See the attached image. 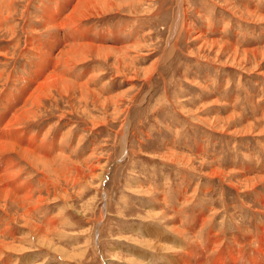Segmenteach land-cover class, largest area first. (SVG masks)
<instances>
[{
	"label": "rangeland",
	"instance_id": "rangeland-1",
	"mask_svg": "<svg viewBox=\"0 0 264 264\" xmlns=\"http://www.w3.org/2000/svg\"><path fill=\"white\" fill-rule=\"evenodd\" d=\"M130 1L122 0L120 13L84 22L86 29L94 27L93 35L108 36L102 43L93 39L97 44L122 45L129 56L114 53L108 61L92 57L75 72L96 77L84 101L79 102V91L63 98L54 92V98L38 108V120L25 125L43 132L52 126L48 140L60 133L68 143L63 155L70 159L62 156L54 163L57 173L24 163L22 175L36 187L32 202L41 203L39 213L31 216L33 221L41 224L50 214L58 218V232L48 235L43 241L46 246L39 245L28 227L20 228L24 221L12 225L24 211L0 204L2 224L8 221L24 235L0 236L8 245V250L0 248V260L11 258L10 264H169L167 260L209 264L207 257L213 253L206 256V251L211 237L224 233L232 243L237 223L248 239L260 231L264 223V0H184V26L173 43L169 38L182 1L143 0L134 11ZM40 3L36 0L32 5L29 20L36 17ZM18 4L21 13L25 3ZM17 23L16 39H24V22ZM104 29L110 33H103ZM117 30L123 32L115 39L111 32ZM10 40V34L1 33L0 48ZM18 55L12 57L10 52L9 60L2 63L8 73L27 66ZM8 83H0V100L18 89ZM63 162L78 165L82 172L74 169L63 174ZM178 236L185 244H176ZM199 241L205 249L200 261ZM158 244H173L172 252ZM252 247L256 249L255 244ZM59 249L64 252L57 253ZM184 251L190 254L183 256ZM231 254L236 258L230 256L224 264H249L242 254Z\"/></svg>",
	"mask_w": 264,
	"mask_h": 264
},
{
	"label": "bare ground",
	"instance_id": "bare-ground-1",
	"mask_svg": "<svg viewBox=\"0 0 264 264\" xmlns=\"http://www.w3.org/2000/svg\"><path fill=\"white\" fill-rule=\"evenodd\" d=\"M20 1H23L25 5L21 13H18L17 6H19L18 3ZM26 1L0 0V34H10L11 40L8 42V45L12 47L11 50L7 46L6 49L0 50V83L5 81L6 83L10 82L18 86L15 93L8 92L0 100V163L2 157H5V161H2V170L0 171V204H4L7 207V204L10 203L14 208L23 210L24 213L20 217L15 218L12 225L18 222L17 220L24 221V227L20 228L25 230L28 227L33 241L35 240L37 244L46 246V243L43 241L48 239V235H54L58 232V218L50 217L49 214L43 217L46 220H43L41 224L33 221L31 216L39 213L41 203L39 201L36 204L32 202L36 187L30 183L29 179H27L28 181L23 180L24 177L22 178V175L26 171V165L24 163H27L38 171L50 169L57 173L55 171L57 169H53L54 163L60 158L70 159L69 156L63 155L66 152L68 143H66L60 133L56 134L52 138V141L48 140L49 133L53 130L52 126L44 129V131L47 129L45 134L42 129L35 131L25 125L29 123V125H32L38 120V108L43 102L54 98V92L63 98L70 96L75 91H79V102H83L85 97L90 94L89 87L96 77L90 75L91 73L87 71L84 73L81 71L79 75H76L75 72L80 71L78 67L83 66L92 57H96L98 61H108L111 57L116 56L114 53L119 54V57H127L129 56V49L127 47L122 48V45L120 47H107L102 44H97L93 39H98L97 42L102 43L108 36L106 34L93 35L96 32L94 27L86 29L84 25V22L90 19H102L104 16L120 13L124 10L122 0H41L42 3L38 4L36 7L38 10L33 15L36 17L30 20L29 18L32 17V5L34 6L36 0ZM179 1H182V4L169 38L171 43L178 37L184 26V0ZM142 2L143 0H131L129 6L134 11L137 8L136 5ZM148 10V14L150 15L151 7ZM16 16H19L20 19L16 20ZM18 21L24 22L21 30L24 39H16V34L20 27L17 23ZM102 32L110 33V31L105 29ZM122 32V30H117L111 32V34L115 39H118ZM119 43L121 44V42ZM10 52L12 53V57L18 52L19 60L26 61L30 67L28 64L26 66L25 63V67L22 66L21 72H15L16 74H14L12 70L13 74L8 73L7 67L5 64L2 65V63L9 60L8 54ZM83 74L87 76L85 80L82 78ZM117 102L119 103V100ZM84 114L87 115L86 110L83 111ZM51 152L52 154L50 155L49 153ZM60 166L63 167V174H67L74 169L79 173L82 172L78 165L69 167L66 162H63ZM38 168H44V170H39ZM58 176L60 177L59 174ZM38 184H42V181H38ZM261 201H263L262 204L264 206V199ZM3 211L6 212L4 208ZM231 222L234 224L237 223L234 219ZM2 223L3 220L0 218V236L12 238L24 236L20 234L21 232L18 227L15 229L8 221L5 224ZM236 225L238 234H231L232 240L231 238L230 240L232 243L229 244L227 242L226 235L222 232V235H215L208 240L206 256L208 252L209 254H213L212 257H207V262L210 264L227 263L225 261L228 260L224 261V258L222 259L224 252L228 251L229 257H232L231 251L235 252V254L239 253V248H242L241 253H245L244 255L247 254V256L251 251H254L253 253L256 254L254 256H259L260 261L264 262V259L260 256L264 253V223L260 227L258 234L255 237L252 236L253 238L251 237L252 239L246 237L248 234L245 228L242 229V226L238 223ZM177 231L180 236L183 235L181 229L177 228ZM20 240L23 239H19L18 241ZM50 244L51 246L53 245V243ZM252 244L256 245V249H253ZM7 246L5 241L0 240V248L2 251L7 249ZM158 247L161 250L172 252L170 248H173V244L172 246L167 245L166 247L158 244ZM186 248H189V246L187 245ZM60 250L63 251V249H59L56 252L59 253L61 252ZM241 253L239 254L241 255ZM188 254H190L189 251L183 252V256H187ZM174 255L177 256L178 252L174 253ZM1 257L2 252L0 253ZM232 258L235 259L236 257ZM248 259L250 260L251 258ZM10 262L11 258L7 259V257L0 260V264H10ZM167 262L171 264V261L167 260ZM202 262H199V264H202ZM251 262L253 264L257 263L253 259ZM29 264H32V262ZM185 264L197 263L187 261Z\"/></svg>",
	"mask_w": 264,
	"mask_h": 264
},
{
	"label": "crops",
	"instance_id": "crops-1",
	"mask_svg": "<svg viewBox=\"0 0 264 264\" xmlns=\"http://www.w3.org/2000/svg\"><path fill=\"white\" fill-rule=\"evenodd\" d=\"M6 46L11 50V48L12 47H10L9 45H8V43H6ZM3 49H6V47L5 48H3ZM0 50H2V48H0ZM2 161L4 162L5 161V157H2V159H1V163H0V165H1V168H0V171L2 170ZM202 219V218H201ZM185 229V228H184ZM168 235V234H167ZM179 237V236H178ZM176 239V238H175ZM179 241L178 242H176V244L177 245H183V244H185V243H183V241L185 240V239H183V238H181V237H179V239H178ZM176 245V246H177ZM197 247H198V250H199V255H198V257H199V261H200V257L203 255V251L205 250L204 249V247H203V245L201 244V242L199 241V242H197ZM241 249L242 248H239L238 249V252L239 253H241ZM182 252V251H181ZM254 251H251L249 254H248V256H247V254L246 255H244L245 253H241L242 254V256H244L243 258L245 259V258H247V261L249 262V264H253L252 262H251V260L253 259V261H257V263L256 264H264V262H262V261H260L261 259H260V257L259 256H254V255H256V254H254L253 253ZM228 253V254H227ZM251 256V257H250ZM261 256V258L262 259H264V253L262 254V255H260ZM228 257H229V252L228 251H225L224 252V255H222V259L223 260H227L228 259ZM248 258H251L250 260L248 259ZM255 258V259H254ZM264 261V260H263ZM198 262V261H197ZM197 262H194V263H197ZM251 262V263H250ZM18 264H20V263H18ZM210 264V263H209Z\"/></svg>",
	"mask_w": 264,
	"mask_h": 264
}]
</instances>
